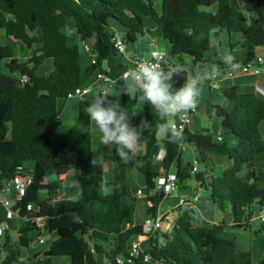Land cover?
I'll return each mask as SVG.
<instances>
[{
	"label": "trees",
	"instance_id": "16d2710c",
	"mask_svg": "<svg viewBox=\"0 0 264 264\" xmlns=\"http://www.w3.org/2000/svg\"><path fill=\"white\" fill-rule=\"evenodd\" d=\"M232 1L162 0V11L158 13L155 0H0V29L6 37L29 50L37 47L29 61L20 62L12 46L0 45V63L5 61L0 67V184L12 179L19 167L33 173L34 183L22 206L33 204L38 208V217L46 220L49 233L56 236L49 256L67 258L71 264H99V256L113 262L115 257L127 255L131 243L144 234L143 226L136 223L140 201L136 188L132 190L128 185V168L144 179L146 202L153 204L147 217L155 215L165 199L155 185L162 170L169 172L176 162L180 181L189 178L182 169L181 142L163 139L160 145L156 129L162 121L144 102V120L151 122V129L145 130L139 140L144 154L132 153L133 161L124 163L112 144L111 153L104 156V161L111 164V192H102L105 163H93L92 123L85 111L89 103L79 102L76 125L68 134H61L59 102H65L74 89L86 86L96 72L112 78L123 73L111 74L103 68L117 55L112 36L118 28L124 31L122 37L128 48H135L145 34L152 40L163 39L169 44L167 53L189 70L210 64L224 66L221 61L205 59L218 33L228 35L230 53L240 66L254 61L259 57L257 50H264V0H252L244 7L254 14L249 23L242 14L234 13ZM213 8L215 13L210 11ZM3 14L14 16L15 21L8 22ZM69 27H73L79 42L73 39ZM234 36L238 37L235 42ZM90 41H94L96 63L89 61L83 67L80 44ZM47 61H52L53 69L42 75L40 70ZM24 75L29 78L27 84L21 83ZM174 80V87L184 82L183 77ZM222 94L229 108L213 104L210 109L221 119V141L210 134L187 130L186 142L196 152L197 161L208 164L207 155L232 161L221 177L198 174L196 179L220 210L224 211L227 203L231 205L236 228L248 229L255 215L254 205L264 210V186H260L254 172L246 180L238 176L245 165L264 153L260 131L264 98L237 85L224 89ZM136 104L137 99L123 94V107L129 115ZM227 139L233 141V146ZM162 151L164 158L157 164ZM70 154L76 156L79 166V196L55 203L41 199L43 191L51 194L55 188L47 180L67 173L59 158ZM29 162L34 164L33 171L26 167ZM36 229L23 225L16 243L6 237L1 264H21L19 258L33 244L30 233ZM225 230V224L192 228L188 219L181 217L171 235L161 239L158 234L151 236L144 248L160 264H252L248 253L238 261L236 243L224 238ZM258 264H264V257Z\"/></svg>",
	"mask_w": 264,
	"mask_h": 264
},
{
	"label": "rangeland",
	"instance_id": "374dc122",
	"mask_svg": "<svg viewBox=\"0 0 264 264\" xmlns=\"http://www.w3.org/2000/svg\"><path fill=\"white\" fill-rule=\"evenodd\" d=\"M156 6L155 9L158 13H161L162 11V0H155ZM250 18V17H248ZM120 35L123 36L124 31L121 28H118ZM71 32V36L73 39L77 42H79V39L77 38L75 34V30L73 27H69V33ZM236 37H233V40H235ZM152 41V38L145 34L144 36H140L138 40V44L136 45L137 48H139L140 53L144 54L147 58L149 57V52L145 53L146 51H143V49H151L150 43ZM156 46L153 47L154 49H158L161 51L168 50L169 44L164 41L161 38H157L156 40ZM212 48L210 51H208L205 54V59H210L213 62H220L223 61V56L227 53H230V38L227 34H224L221 38L216 37L215 35L212 38ZM0 43L9 44L13 47L15 51L16 57L23 58L25 56H28L30 54V50L25 47L22 44H14L9 38L6 37L5 31L0 29ZM91 42H84L81 43V63L83 67H86V65L89 64V61H91V56H88L85 54L84 47L86 45L90 46ZM20 47L23 48V51H20ZM152 48V49H153ZM133 48H129V50H132ZM258 55L264 56V50L258 49L257 50ZM187 62H189V59H186ZM5 61L0 63V67L4 65ZM111 62H105L103 65V68L105 70L110 69ZM53 69V63L52 61H47L45 63V70L46 71H52ZM43 68V71H41V74L46 72ZM48 72L47 74H49ZM46 74V75H47ZM95 82V79H94ZM119 83H116L117 88L121 90V87L118 86ZM121 84V83H120ZM223 92V90H222ZM221 91H214L209 90L208 88H204V108H201L200 112L192 116L191 119V129L195 133L199 134H210L213 136L214 140L217 141L218 136L221 133V119L213 116L210 109L213 104H218L220 106L225 107L226 105L225 98L223 96ZM115 99L119 100L121 106L123 107V99L119 92L114 94ZM137 104L134 109V113L129 115L130 117V124L132 126L139 125L140 121L144 119V101L140 97L139 94H137ZM65 106V107H64ZM78 101H60L59 102V109L61 110V121L62 125L60 127V133L61 134H68L71 129L76 125L78 121V115H79V109H78ZM92 131H93V158L96 163H102L103 162V156L105 155V150L102 148L101 143L98 141L99 138H101V133L98 130H95L94 125L92 124ZM145 132V131H144ZM143 132V133H144ZM142 133V134H143ZM261 133L264 139V127L261 128ZM160 145H162V138L158 136ZM230 146H233V141L231 139L226 140ZM103 144V143H102ZM109 147L110 145H104ZM193 147L186 146V150L184 151V157H183V165L182 169L185 173L189 175V178L186 180H183L179 184V189L176 190V192L172 193L169 197H166L162 202L161 211H166L165 213L171 214L174 220L176 221L182 214H191V224H198L201 226H207L212 227L215 224L224 223L226 225V230L224 233V238L234 240L236 243V256L238 258V261L242 260L243 254H250L251 255V263L252 264H258L264 257V224H262L259 220H254L251 224V227L248 229H240L236 228L233 225V215L231 213V205L229 203L226 204V207L224 211L220 210L216 205H214L210 200V194L208 191H205V193H202L199 189V183L196 179V175H207L208 178L214 177L218 178L223 175L225 168H230L232 166V161L229 160L226 157L221 156H214L211 157L214 161L213 166L211 164V161H208L207 163H204L202 161L198 160L197 163V169L198 172L196 175H192V167L196 163V156L194 153ZM144 154V147L139 143L138 148L134 151V156H141ZM164 158V152L162 151L160 155L157 158V164H160ZM59 162L63 168H66V172L68 176L64 175L60 179L58 184L56 183L54 191L50 194L47 191H43L40 195L41 199H51L53 203L56 202L58 198L61 199H69L74 196L73 193L69 192L68 189H74L75 192L80 190V182H81V176L79 171V166L73 160V155L68 156H61L59 158ZM26 167L33 171L34 164L32 162H29L26 164ZM105 184L109 187V191L106 193L111 192V164L109 162H105ZM253 167V165H245L240 173L241 179L246 180L247 176L251 177L252 171L249 173H246L248 170H250ZM128 185L131 189H135L137 186V183H139L140 186L144 185V179L141 175H139L137 172H135L133 169L128 168ZM206 177V176H205ZM66 178V179H64ZM65 181H64V180ZM49 183V181H47ZM64 183V184H63ZM181 187V188H180ZM59 188L60 192H56V189ZM140 189L144 190V187H141ZM136 191V189L134 190ZM76 196V195H75ZM178 197V200L176 197ZM195 196H200V201L196 205H191V200ZM181 201H184V204H181ZM176 204V206L172 208V206ZM183 205V206H182ZM205 208V210H201ZM200 209L202 213L205 215L204 219H196L195 211ZM254 209L256 210L255 217L257 218L260 214L259 209L257 208L256 204L254 205ZM170 210V211H168ZM194 210V211H193ZM198 212V211H197ZM192 214H194L192 216ZM200 211L198 212L199 216ZM147 215V202L146 200H140L138 205V210L136 213V222L140 225H142L143 220L145 219ZM232 223V224H231ZM231 225V226H230ZM23 226L22 220H15L13 222V228L10 232V237L13 240L14 243L17 242V234L19 232V228ZM170 234V233H169ZM168 232L162 231L158 233L159 238H163L165 236L169 235ZM40 233L38 231H33L30 233V238L33 240V244L29 247L23 250V257H24V263L30 264L29 257L32 254H35L37 252H42L45 250H48L50 246L52 245L53 241L56 239L55 235H51L49 233H43V236L45 237V244L44 245H38V238ZM34 245L37 247L34 248ZM148 245L146 244V247ZM4 259V254L0 255V264L2 263ZM98 260L103 264L106 263V259H104V256H99ZM55 264H70V261L67 258H55L54 259Z\"/></svg>",
	"mask_w": 264,
	"mask_h": 264
},
{
	"label": "clouds",
	"instance_id": "9594fccd",
	"mask_svg": "<svg viewBox=\"0 0 264 264\" xmlns=\"http://www.w3.org/2000/svg\"><path fill=\"white\" fill-rule=\"evenodd\" d=\"M118 47L121 52L125 51L122 44ZM151 57L150 60H130L134 67L123 73L125 83L121 94L129 99H136L139 94L162 121L157 125L156 134L170 142H182L185 125L189 123L188 113L198 108L206 83L216 86L221 67L210 64L189 70L166 51H153ZM223 64L230 72L241 67L231 53L223 56ZM176 77H183L182 86L174 87ZM115 84L116 81L107 78L101 90L93 93L85 111L95 130L101 133V143L116 145L119 159L129 163L133 161L131 154L138 148L142 133L151 129V122L142 119L137 126L130 124L129 113L119 100L109 99L111 86ZM100 190L106 193L109 187L101 183ZM19 259L23 264L24 257Z\"/></svg>",
	"mask_w": 264,
	"mask_h": 264
},
{
	"label": "built area",
	"instance_id": "2783aa9c",
	"mask_svg": "<svg viewBox=\"0 0 264 264\" xmlns=\"http://www.w3.org/2000/svg\"><path fill=\"white\" fill-rule=\"evenodd\" d=\"M112 43L114 51L119 56H124L128 52V46L126 45L123 37L119 32L114 31L112 36ZM122 44L125 48L124 52L119 50L118 45ZM84 50L87 54L91 56L92 64L96 63V59L94 56V50L92 45H86ZM153 51H158V49H152L149 52V57L144 56H135L132 60H150L151 53ZM161 51V50H159ZM130 67H134L133 64H130ZM127 68V69H128ZM126 69V70H127ZM125 70V71H126ZM123 71V73H125ZM123 73L119 75L117 78H112L108 74L102 72H96L94 74L95 82L101 83L105 85L106 79L110 78L113 81L125 82L122 79ZM252 76H262L264 79V57L260 56L254 61L241 65V67L236 72L228 71L225 66H221V74L217 77L216 86H213L211 83H207V86L214 91H220L222 89V83L225 80H233L239 77H252ZM29 82V78L24 75L21 77V83L27 84ZM90 93V87L82 86L74 89L70 94L68 99L78 98L83 99ZM255 93L264 98V87L256 86ZM197 111H191L188 113L189 123L185 125V131L183 134V140L180 144V151L184 152L186 150V132L191 125L192 116L195 115ZM180 123L179 120L176 121ZM217 140L221 141V137L218 136ZM197 163L192 167L191 174L196 175L198 172ZM178 164L175 162L169 172L162 170L161 174L155 179L156 191H161L166 197H169L172 193L176 192L179 189L180 179L175 172ZM34 183V176L32 172H26L22 167L18 168L16 175L2 184H0V255L2 254V248L6 237L10 236V232L13 228V222L15 220H22L23 225L29 224L30 226H36V231L40 233L38 238V245H44L46 240L43 236V233H49L46 227V220L44 218L38 217L39 209L36 208L33 204H27L25 207L22 204L25 202L28 191ZM136 198L140 200H146L147 195L142 189H138L135 193ZM61 198L56 200L60 201ZM200 201L199 196H195L191 200V205H196ZM150 208L153 207L152 202H147ZM19 205L16 211H13V207L15 205ZM181 204H184V201H181ZM25 208L26 216L21 218L18 214L19 209ZM255 220H259L262 224H264V210H260V214ZM252 222V221H251ZM177 221L174 220L171 214L167 213H156L155 215H151L145 218L143 222V232L144 234L137 237L134 240L129 249L126 256H117L114 258L113 262H109L108 264H160L159 261H153L151 255L146 252L144 248V242L148 241L151 236H155L156 234L162 231H173L176 226ZM17 234V239L21 237L20 229ZM50 234V233H49Z\"/></svg>",
	"mask_w": 264,
	"mask_h": 264
},
{
	"label": "crops",
	"instance_id": "0c3cea01",
	"mask_svg": "<svg viewBox=\"0 0 264 264\" xmlns=\"http://www.w3.org/2000/svg\"><path fill=\"white\" fill-rule=\"evenodd\" d=\"M252 2V0H234V1H232V8H233V10H234V13H237V14H242L243 15V17L246 19V21L249 23L253 18H254V14L253 13H251V12H248V11H246L245 9H244V7L245 6H247V5H249L250 3ZM212 13H215L216 12V10H215V8H213V9H211L210 10ZM0 13H1V11H0ZM3 16L5 17V19L8 21V22H12V21H15V18H14V16H12V15H10V14H3ZM248 17H250V18H248ZM224 35V33H218L217 35H216V37H222ZM234 37H236V39L235 40H233L234 42L235 41H237L238 40V37L237 36H234ZM9 40H11L15 45L16 44H21V43H19V42H17V41H15L14 39H10L9 38ZM91 42V44L90 45H92V46H94V41H90ZM2 43H0V45H1ZM4 44H6V43H4ZM3 44V45H4ZM23 45V44H22ZM156 46V41L155 40H152L151 41V43H150V48L151 49H148V50H146V49H143V51H146L145 53H147V52H149V51H151L152 50V48L153 47H155ZM37 47H35L34 49H32V50H30V54L28 55V56H25V57H23V58H20V57H16V55H15V51H14V57H15V59H17V60H19L20 62H27V61H29L30 59H31V57L33 56V54H34V50L36 49ZM154 49V48H153ZM169 49V48H168ZM20 51H23V48L22 47H20ZM166 52L168 51V50H165ZM84 52H85V50H84ZM85 54L88 56V59H89V54H87L86 52H85ZM144 56V57H146L144 54H142V53H140V50H139V48H137V47H135V48H133L132 50H129V48H128V52H127V54L126 55H124V56H119V55H116V57H115V59L114 60H111L110 62L112 63L111 64V67H110V69H107L106 71L107 72H109V73H111V74H114V73H121L122 71H125L129 66H130V60H132L135 56ZM262 57V55H259V57ZM264 57V56H263ZM109 62V61H108ZM221 62H223V61H221ZM91 63V62H90ZM43 68H44V70H45V64L42 66V68H41V70H40V73H41V71H43ZM46 71V70H45ZM48 72H50V71H46V72H44V73H42V75H46ZM116 83H119L118 84V86H120L121 87V90H119L118 88H117V85L115 84V85H112L111 86V90H110V95L112 96V98H113V100L115 99V96H114V94L115 93H117V92H119L120 94L122 93V88H123V85H124V83L125 82H122V81H119V82H116ZM121 83V84H120ZM239 86L243 91H245V92H255V88H256V86H261V87H264V79H263V77L262 76H252V77H239V78H236V79H233V80H225V81H223V83H222V89L221 90H224V89H226V88H229V87H232V86ZM86 86H88V87H90V93L85 97V98H83V99H78V98H72V99H67L65 102H67V101H73V100H75V101H78V105H79V102H81L82 100L83 101H85V102H90V99H91V96L93 95V93H95V92H98V91H100L101 90V88H102V86H104V84H101V83H98V82H94V77H92L89 81H88V83H87V85ZM204 88H208L209 90H211L208 86H206V85H204L203 86V89ZM222 92V91H221ZM121 96H122V99H123V94H121ZM203 98H204V90H203V95H202V99H201V101H200V103H199V106H198V108L196 109V111H197V113L198 112H200V110H201V108H204V101H203ZM137 99V98H136ZM225 102H226V105H224L225 106V108H229V103L227 102V100L225 99ZM65 107V106H64ZM134 113V112H133ZM196 113V114H197ZM264 127V121L261 123V125H260V131H261V128H263ZM189 132H191V133H195L194 131H192V129H191V126L189 127ZM93 132V131H92ZM196 134H199V133H196ZM262 134V133H261ZM185 139H187V137H185ZM100 143H101V138H99V140H98ZM162 141H164L163 139H162ZM101 145H102V148H104V150H105V152H107V153H105V155H109L110 153H111V149H112V144H110V146L109 147H107V146H104V144H102L101 143ZM186 146H189L188 145V143L186 142ZM144 147V146H143ZM191 147V146H190ZM93 152H94V149H93ZM164 152V151H163ZM192 153H194L195 154V156H196V152L194 151V152H192ZM70 155H73V160H75V162H76V156L74 155V154H70ZM104 155V156H105ZM104 156H103V162L102 163H105V161H104ZM183 157H184V152H183ZM211 157H214V156H212V155H207V161H211V164L213 165V166H215L214 165V161L212 160V158ZM77 163V162H76ZM251 165H253V167L250 169V170H248L246 173H249L250 171H252V172H254L255 174H256V179L258 180V183L260 184V186H264V153L262 154V155H260L259 157H257L256 158V160L251 164ZM66 169V168H65ZM105 169H106V167H105ZM227 170V168H225L224 169V172ZM223 172V173H224ZM241 173V172H240ZM67 174V173H66ZM65 174V175H66ZM64 176V175H63ZM66 176H68V175H66ZM62 177V176H61ZM61 177H56V178H50L49 180H47V181H49V183H54L55 185H56V183L58 184L60 181H62L60 178ZM239 178H241V175L239 174V176H238ZM64 179H66V178H64ZM63 179V180H64ZM65 181V180H64ZM61 183V182H60ZM64 184V183H63ZM199 186V189L201 190V192L202 193H205V190L203 189V187L199 184L198 185ZM141 187H144V186H140L139 185V183H137V186H136V190H138V189H140ZM181 188V187H180ZM132 190H134V189H132ZM68 191L69 192H71V193H73L74 194V196L73 197H71V198H69V199H74V198H76V197H78L79 196V192H80V190H78V191H76L75 192V190L74 189H68ZM56 192H60V189L59 188H57L56 189ZM76 195V196H75ZM178 197L179 196H177L176 197V199L178 200ZM200 197V196H199ZM199 203V202H198ZM176 206V204H174L173 206H172V208L170 209V210H172L174 207ZM183 206V205H182ZM161 207H162V203H161V205L157 208V210H156V213H158V212H160V213H165L166 211H161ZM148 208H150L149 206H148V203H147V210H148ZM205 210V208H203L202 207V209L201 210ZM170 210H168V211H170ZM200 209H198L197 211L199 212L200 211V213L201 214H199V216H198V212L197 211H195V217H196V219H199V217L201 218V219H204L205 218V215L202 213V211H201ZM194 211V210H193ZM253 211H255V213H256V210L255 209H253ZM259 212H260V210H259ZM152 215H154V214H152ZM194 214H192V216H193ZM151 216V215H150ZM146 217H147V215H146ZM145 217V218H146ZM181 217H186L187 219H188V221H189V223H190V225H191V227L192 228H196V227H199V226H201V225H198V224H191V222H190V218H191V214H182V216H180L176 221H178ZM256 219V217H255V215H254V217H253V219H252V222H251V224L253 223V221ZM145 220V219H144ZM144 220H143V222H144ZM137 223V222H136ZM233 223V222H232ZM231 223V224H232ZM138 224V223H137ZM219 224H224V223H219ZM219 224H215V225H219ZM140 225V224H139ZM142 225H143V223H142ZM233 225H234V223H233ZM214 226V225H213ZM231 226V225H230ZM205 227H207V226H205ZM166 232H168V234L169 235H171V233L173 232V231H170V230H166ZM52 236L54 235V234H51ZM55 241V240H54ZM53 241V242H54ZM147 242L148 241H145L144 242V247L146 246V244H147ZM37 246L36 245H34V248H36ZM50 249V248H49ZM49 249L48 250H45V251H42V252H37V253H35V254H32L29 258H31V257H33V256H36V258L34 259V260H31L30 261V264H55V262H54V259L55 258H60V257H51V256H49L48 255V251H49ZM63 259V258H62ZM104 259H106L105 257H104ZM105 260H103V262H104ZM98 262H99V264H103V262L101 263L99 260H98ZM106 263H109L108 262V260L106 259ZM71 264V263H70Z\"/></svg>",
	"mask_w": 264,
	"mask_h": 264
},
{
	"label": "water",
	"instance_id": "95a60500",
	"mask_svg": "<svg viewBox=\"0 0 264 264\" xmlns=\"http://www.w3.org/2000/svg\"><path fill=\"white\" fill-rule=\"evenodd\" d=\"M18 207H19L18 204L15 205V206L13 207V211H16ZM18 214H19V216H20L21 218H24V217L26 216V210H25V208H21V209H19Z\"/></svg>",
	"mask_w": 264,
	"mask_h": 264
}]
</instances>
